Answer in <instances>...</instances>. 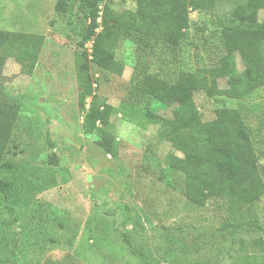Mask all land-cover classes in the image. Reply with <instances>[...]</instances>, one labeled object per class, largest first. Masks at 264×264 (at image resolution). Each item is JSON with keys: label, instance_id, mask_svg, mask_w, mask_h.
<instances>
[{"label": "trees", "instance_id": "16d2710c", "mask_svg": "<svg viewBox=\"0 0 264 264\" xmlns=\"http://www.w3.org/2000/svg\"><path fill=\"white\" fill-rule=\"evenodd\" d=\"M75 2L59 0L57 9L74 13ZM104 5L105 0H92L88 10L91 22L81 41L83 47L92 42L91 50L84 54L102 68L126 74V65L116 59L121 28L177 44L190 27L195 10L218 15L217 33L225 50L211 86L202 75L192 72H182L175 82L148 75L134 102L108 97L101 107L91 109L90 118L102 124L97 142L113 156L125 161L129 147L136 146L185 174L183 191L149 177L152 209L131 228L159 233L169 244L184 242L191 235L194 240L187 251L199 256L195 264H264V251L238 252L232 246L240 229L258 223L243 219L242 214L227 220L208 208L212 197H238L250 204L264 197V165L248 127L264 112V0H128L121 15L111 12L98 22ZM251 9L257 12L259 26L246 25ZM98 27L100 32H96ZM44 41V35L0 29V255L23 264L32 263V253H45L61 242L49 227L48 215L33 206L44 189L40 174L36 177L20 164L4 159ZM246 71V86L236 85ZM198 89L226 99L214 111L213 119L204 122L202 132L193 130L188 114L193 111ZM141 102L144 115L156 123L130 120ZM162 121H172L175 126L163 127ZM132 247L142 264H160L148 247Z\"/></svg>", "mask_w": 264, "mask_h": 264}, {"label": "rangeland", "instance_id": "374dc122", "mask_svg": "<svg viewBox=\"0 0 264 264\" xmlns=\"http://www.w3.org/2000/svg\"><path fill=\"white\" fill-rule=\"evenodd\" d=\"M59 0H0V29L45 36L42 52L29 85L24 106L4 159L20 164L42 180L44 189L33 206L49 217V227L61 238L45 253H32L29 264H142L132 245L148 247L160 264H195L196 253L187 251L193 237L169 244L159 233L133 231L131 225L145 219L149 205V177L185 189V174L153 159L150 153L130 146L128 159L113 156L97 142L100 121L89 113L101 107L106 98L134 102L148 75L175 82L182 72L202 75L211 86L216 68L225 53L217 28L216 13L193 11L191 24L179 43L164 41L153 34L126 27L116 47V59L127 67L126 74L105 69L90 61L81 46L91 19L92 0H76V10L61 12ZM71 1V0H68ZM128 0H105L101 16L124 12ZM246 3L248 0H231ZM160 12L161 8H155ZM256 10L251 9L246 25L259 26ZM98 27L96 32H100ZM86 51V52H87ZM249 72H243L236 85L245 87ZM226 99L210 96L205 89L194 95L192 117L194 131L202 132L204 122ZM84 104V106H83ZM133 122L157 121L144 115V106L136 104ZM174 127L172 121L160 122ZM260 162L264 165V112L248 124ZM54 160H57L55 162ZM208 208L231 220L243 219L258 224L242 228L232 246L238 252L264 251V197L253 204L238 197H212ZM0 264L17 263L0 255Z\"/></svg>", "mask_w": 264, "mask_h": 264}]
</instances>
